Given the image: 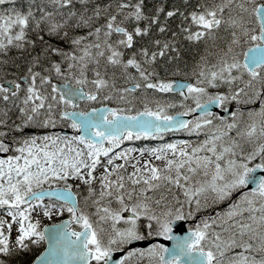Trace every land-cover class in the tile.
<instances>
[{
  "label": "snow or ice",
  "instance_id": "1",
  "mask_svg": "<svg viewBox=\"0 0 264 264\" xmlns=\"http://www.w3.org/2000/svg\"><path fill=\"white\" fill-rule=\"evenodd\" d=\"M0 153V264H264V0H0Z\"/></svg>",
  "mask_w": 264,
  "mask_h": 264
},
{
  "label": "trees",
  "instance_id": "2",
  "mask_svg": "<svg viewBox=\"0 0 264 264\" xmlns=\"http://www.w3.org/2000/svg\"><path fill=\"white\" fill-rule=\"evenodd\" d=\"M64 214L67 217L68 214L66 212ZM44 247H45L44 242H42L39 245H34L31 247L30 251L24 253L22 256L14 258V259L19 261L20 264H29L31 261H33L35 259L36 256H38L42 252Z\"/></svg>",
  "mask_w": 264,
  "mask_h": 264
},
{
  "label": "rangeland",
  "instance_id": "3",
  "mask_svg": "<svg viewBox=\"0 0 264 264\" xmlns=\"http://www.w3.org/2000/svg\"><path fill=\"white\" fill-rule=\"evenodd\" d=\"M58 126V125H57ZM64 128H68V127H65L64 126ZM34 129V128H33ZM48 131H50L51 132V128H49L48 129ZM129 142H125V144H128ZM142 144H144V143H140V144H138V146H141ZM145 156H147V153H145ZM117 162H121V161H117ZM128 171H131L132 169H131V166L129 165L128 166V169H127ZM97 174H98V172H97ZM225 205L222 203V204H220L219 206H213V209H217V208H223ZM205 214H207V213H205ZM37 216L40 218V220H41V225L40 226H42L43 225V223H45V224H50V223H53V222H56V221H59L61 218H62V216L61 215H56L55 213L52 215V217L51 218H48V217H44L43 215H42V213H33V218L35 219V218H37ZM42 221H43V223H42Z\"/></svg>",
  "mask_w": 264,
  "mask_h": 264
},
{
  "label": "flooded vegetation",
  "instance_id": "4",
  "mask_svg": "<svg viewBox=\"0 0 264 264\" xmlns=\"http://www.w3.org/2000/svg\"><path fill=\"white\" fill-rule=\"evenodd\" d=\"M55 128H64V126L63 125H58ZM53 129L54 128H52V131H53ZM35 132H36V130H35ZM56 132H61V131L60 130H57ZM203 135L204 134L201 133L199 138L202 139L203 138ZM170 139H174V140H176V139H190L193 142H195L196 139H197V137L195 135H191V136L190 135H187V133H184V132H174V134H165L163 136V140L164 141H168ZM0 155H4V154L3 153H0Z\"/></svg>",
  "mask_w": 264,
  "mask_h": 264
},
{
  "label": "water",
  "instance_id": "5",
  "mask_svg": "<svg viewBox=\"0 0 264 264\" xmlns=\"http://www.w3.org/2000/svg\"><path fill=\"white\" fill-rule=\"evenodd\" d=\"M214 110H216V109H214ZM198 113H195V115H197ZM191 117V116H190ZM189 117V118H190ZM60 222V221H59ZM56 223H58V222H56ZM56 223H53V224H56ZM50 225H52V224H50ZM185 228H187V224H185ZM182 234V233H181ZM158 240H159V242H161V243H165L167 246H169V247H171V244H172V242L171 241H167V240H164L163 238H157ZM152 242V240L151 239H149V240H147V241H139V242H137L136 243V245L135 246H137V247H147L148 246V244L149 243H151ZM48 246V244H47V242H46V247ZM45 247V248H46Z\"/></svg>",
  "mask_w": 264,
  "mask_h": 264
}]
</instances>
